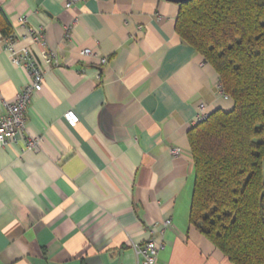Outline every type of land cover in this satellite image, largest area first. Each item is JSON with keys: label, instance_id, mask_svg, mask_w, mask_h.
I'll use <instances>...</instances> for the list:
<instances>
[{"label": "crops", "instance_id": "crops-1", "mask_svg": "<svg viewBox=\"0 0 264 264\" xmlns=\"http://www.w3.org/2000/svg\"><path fill=\"white\" fill-rule=\"evenodd\" d=\"M66 1L0 0L15 46L38 53L27 28L42 30L57 61L26 112L38 151L19 134L0 146V264H139L150 237L156 264H231L188 220V131L201 104L209 115L233 103L177 35L179 4ZM8 58L0 43V100L12 103L28 77Z\"/></svg>", "mask_w": 264, "mask_h": 264}, {"label": "trees", "instance_id": "trees-1", "mask_svg": "<svg viewBox=\"0 0 264 264\" xmlns=\"http://www.w3.org/2000/svg\"><path fill=\"white\" fill-rule=\"evenodd\" d=\"M177 15L180 40L233 103L188 131L189 224L231 264H264V0H189ZM0 33L11 34L1 11Z\"/></svg>", "mask_w": 264, "mask_h": 264}, {"label": "built area", "instance_id": "built-area-1", "mask_svg": "<svg viewBox=\"0 0 264 264\" xmlns=\"http://www.w3.org/2000/svg\"><path fill=\"white\" fill-rule=\"evenodd\" d=\"M80 0H67L65 8H70ZM27 18L20 17L18 19L19 24L23 27H27ZM29 37L35 45H39L40 51L36 53L32 48L24 46L17 47L16 38L14 34H10L6 38H1L0 43L2 49L8 55L11 63L21 68L27 74L28 83L17 93L12 103L4 102L0 100V108L4 111L0 113V146L7 147L13 146L17 143V134L21 136V140L24 144L25 150L38 151L42 142L39 137L28 136L26 131V112L31 103L32 96L35 93H39L42 90L45 80L46 71L44 67H52L56 64L55 53L47 50L44 35L42 30H34L33 28H27ZM80 56L86 58L96 57L95 53L90 49H83L80 52ZM101 64L105 63L104 59H101ZM100 78V75H97ZM218 92L221 96L227 98L223 92L220 84L217 86ZM208 114L205 113V107L203 104L199 106V112L195 117V124L201 122L207 118ZM64 119L70 125H75L78 122V117L74 112L68 111L64 114ZM171 154L177 156L179 149H172ZM171 221L167 219L164 221V227L170 226ZM160 246L153 238L147 239L142 245L135 247V253L140 257L139 264H156L158 250Z\"/></svg>", "mask_w": 264, "mask_h": 264}, {"label": "water", "instance_id": "water-1", "mask_svg": "<svg viewBox=\"0 0 264 264\" xmlns=\"http://www.w3.org/2000/svg\"><path fill=\"white\" fill-rule=\"evenodd\" d=\"M165 1L174 2V3L180 4L182 2L189 1V0H165Z\"/></svg>", "mask_w": 264, "mask_h": 264}, {"label": "rangeland", "instance_id": "rangeland-1", "mask_svg": "<svg viewBox=\"0 0 264 264\" xmlns=\"http://www.w3.org/2000/svg\"><path fill=\"white\" fill-rule=\"evenodd\" d=\"M263 172H264V163H263Z\"/></svg>", "mask_w": 264, "mask_h": 264}]
</instances>
